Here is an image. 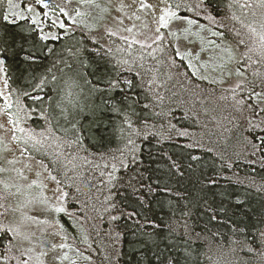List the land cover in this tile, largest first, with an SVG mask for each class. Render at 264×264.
Wrapping results in <instances>:
<instances>
[{
	"label": "trees",
	"instance_id": "16d2710c",
	"mask_svg": "<svg viewBox=\"0 0 264 264\" xmlns=\"http://www.w3.org/2000/svg\"><path fill=\"white\" fill-rule=\"evenodd\" d=\"M21 1L35 5V0ZM235 2L245 8L240 0ZM235 2L210 0L208 12L216 17L213 21L203 10L195 9L199 0H184L194 9L186 14L211 33L223 31L224 39L234 43L239 60L245 48L230 35L233 28L229 25ZM4 16H8L7 0H0V34L7 33L10 42L24 29L33 28V35L39 31L31 19H15L12 23V17L4 20ZM97 27V22L82 27L66 20L67 32L59 33L62 39L47 42L50 51L40 48L42 42L36 48L31 47V41L24 45L25 50L36 54L37 63L28 65L22 61L20 56L25 53L17 46L9 50L5 65L8 90L13 93L22 83V74L36 78L47 75L51 80L53 74L60 77L59 69L69 71L65 61L82 69L86 79L98 88H105L106 81L97 82L92 73L107 68L108 78L120 81L123 88L101 95L89 92V86L84 85L80 96L83 111L76 124L78 130L82 126L78 145L69 147L66 143L75 137L71 125L63 120L59 125L54 122L47 126L48 131L32 121L21 123L26 129L44 133L43 138L38 137L43 143L35 148L19 138L23 151L27 148L24 153L41 162L67 193L69 212L59 220L67 242L77 252L72 264H264V144L260 143L264 123L248 107L254 103L248 100L250 89L238 90L236 100L244 103L231 99L230 91L224 92L229 99H221L222 90L234 86L237 77L223 85L209 83L198 79L202 75L193 70L186 57L182 61L177 57L173 63L167 40L160 46L162 51L156 45L141 49L139 45L128 47L119 36H109L107 32L104 37L114 44L109 47L102 44ZM153 50L155 58L148 55ZM123 60L135 61L133 68L141 75L125 71L128 65H122ZM253 67L264 71L262 65ZM253 67L248 68L249 80ZM147 69L152 71L147 73ZM128 78L133 81L131 88L123 83ZM125 96L138 102L129 109ZM12 99L15 101V94ZM115 104L127 111L131 129L122 115L112 111ZM11 111L15 113V106ZM260 116L264 117V113ZM137 130L139 135L135 134ZM190 155L200 159L189 161ZM113 157L123 158L129 173L138 168L145 175L158 177L162 185L167 184L169 193L158 194L149 207L121 203L123 198L115 194V189L110 193V174L117 178L122 175L113 173L112 164L120 167L119 159ZM169 158L192 163L194 171L184 178L171 175ZM4 196L7 199H0V203L10 209L14 195L0 186V197ZM113 203L116 208L111 207ZM125 207L136 208L139 224L119 216ZM113 215L118 219L113 221ZM149 222L159 227L152 228ZM144 233H149L151 239ZM10 238L11 234L7 239ZM7 244L5 239L3 245ZM1 247L0 255L9 260L13 246L11 251Z\"/></svg>",
	"mask_w": 264,
	"mask_h": 264
},
{
	"label": "snow or ice",
	"instance_id": "6c2138e0",
	"mask_svg": "<svg viewBox=\"0 0 264 264\" xmlns=\"http://www.w3.org/2000/svg\"><path fill=\"white\" fill-rule=\"evenodd\" d=\"M67 3H71V0H66ZM235 2V0H234ZM78 3L81 6H90L99 8L100 4L97 3V0H78ZM8 4V16H4V20H9V16L13 19L10 21L12 23L15 22V18L17 16L20 17L21 20H26L28 17H25L22 13H18L14 11L15 8L20 7V5L14 4L13 0H7ZM210 4V0H199V3L195 5V9L203 10L209 18L215 21L216 17L211 16L208 12V6ZM35 5H39L41 9H46L49 7V4L45 2V0H35ZM135 6L136 11L132 14H129L126 11V8H130ZM230 7L233 5H229ZM243 7H247L249 9L253 8L254 5L244 0L242 5ZM260 9H264V0H257L255 5ZM27 12L32 13L31 24L33 26L37 25L39 21V14L35 10V6L31 3L24 5ZM148 10L151 12L153 17L155 18L154 23L156 27L153 29L150 27L147 20L144 21L142 24V29L152 32L151 36H148L144 42H141L135 38L131 41L128 40V37H121L128 47L132 45H139L141 49H153V45L157 46V49L163 50L160 46L163 44L165 40L169 42L168 46L172 48V60L175 63L177 57L180 58L182 61L184 59L183 56L180 55V49L178 47L179 41L181 39L180 32L172 31L171 25L174 22H183L187 25H195L198 23L197 20L189 17L186 13L189 11H193V7L189 6L188 4L184 3V0H159V3H147L146 0H132V4H125L123 0L117 11L120 12L125 18L129 20H141V16L137 15L136 12H145ZM103 11H107V9H103ZM60 12L63 17H69V13L64 10V8H60ZM157 12L159 15L157 16ZM47 15V13H44ZM78 16H83L84 14L80 13L77 10ZM264 16V13H262ZM116 19V18H114ZM73 23H76L73 20ZM82 27H89L86 22L81 20ZM118 24H123L122 19H117ZM245 28L249 30L248 32V39H239L237 44L242 45L245 48V51L241 53L242 59L237 60L234 54V51L230 47H225L221 49V52L227 53V59L224 58L223 55L219 57L220 62L215 63L213 67V71H219L220 76L217 80L216 78L209 79L208 76H199L198 79L207 80L209 83L212 84H220L223 85L230 81L233 76L237 77V81L235 82L234 86H231L227 90H222L221 99H229L227 95L224 94L225 91H230L232 93L231 99L236 100V95L238 94V90L245 89L247 91V96L249 101H254V103L248 104V107L252 109L253 115L256 117H260L261 122L264 123V117H261L260 114L264 113V71H260L259 69H254L251 72L252 79H248V68L252 64L262 65L264 66V19L260 21V31H257L255 27H251L250 25H243ZM58 27L59 29L67 32L66 28V21L60 18L56 20H52L50 24L49 31L47 33L44 32L43 28H40L39 31L35 32L33 35V28L24 29L21 31L19 36L11 37V42L9 35L7 33L0 34V73H4L7 76L5 65L8 58V52L10 49H15L19 46L20 50L25 54L20 56V59L26 62L28 65H32L37 63L38 57L34 52L31 50H25L24 45L31 41L32 48H36L38 42L40 43V48L50 51L47 49V42L49 41H59L62 39V36L59 33H53L51 28ZM135 27V25H133ZM221 27H223L221 25ZM161 29L169 30L166 33L161 32ZM125 31L132 33L133 28H125ZM183 32L187 34L190 32V28H184ZM43 33V34H42ZM140 34H143L140 33ZM109 36L115 35V32L108 31ZM213 36H217L220 39L225 38V33L223 31H213ZM235 35L237 37L241 36L240 31H236ZM187 39V35L184 37ZM147 40H151V43H148ZM251 41V44L249 43ZM93 43H97L93 41ZM210 43H215L214 41ZM219 47V45H217ZM127 50V49H125ZM154 51H149L148 55L154 57ZM255 56V59L253 57ZM143 59V56L140 57ZM233 61H235V68H232ZM83 64V61L80 62ZM135 61L130 63L128 60H123L121 62L122 65H128L125 71L130 72L133 76H140L141 73L136 71L133 68V64ZM65 66L69 69L68 72H65L64 69H59L61 72L60 77H56L55 74L52 75L51 80L47 77V75H42L39 78L35 76L29 77L27 74H22L20 83L17 88L15 89V93L11 90L8 94H5L3 90H0V99H3V111L8 117L7 122H0V134L6 135L9 132L13 133L12 139L16 140L22 138L24 143L27 145L29 142L32 143V147L35 148L36 145H41L43 140L38 137H44V133L40 132L37 133L34 128H28L21 126V123H27L28 121H32L33 124H39V126L43 127L45 131H48L47 126L52 125L54 122L59 125L60 121L63 120L64 122L68 123L72 127V134L75 137L74 140L66 141L69 147L73 145L80 144V131L76 128V124L79 118V114L83 109L80 106V96L83 92L84 85L87 84L89 86V92L95 93L100 92L101 95H107L111 90L119 88L120 91H123V88L120 87V81H113V79L108 78V69H98L93 71V75L96 76L97 82L106 81L105 88H98L96 84L92 81L87 80L83 74L82 69L73 67L72 64H68L65 61ZM141 68L144 67L143 64L140 65ZM205 69L208 68V65L203 66ZM152 69H147L146 72L150 73ZM195 75V73H193ZM26 81V83H23ZM52 81H56L53 84V87L48 88L47 85L52 83ZM124 85L126 87L131 88L133 81L131 78L124 80ZM5 88H9L8 79L5 78L4 80ZM29 87L31 90H29ZM79 90V91H77ZM55 92V95H53ZM15 94V101L13 102L12 96ZM125 100L129 101L127 104V108L131 109L132 105L137 103L138 101L132 100L130 97L125 96ZM30 101V102H29ZM236 103H244L242 100H236ZM15 105V113L11 110ZM147 107V105H144ZM112 111L116 114L122 115L124 117V122L128 124V128H132V124L130 122V118L128 116L127 111L123 110L119 104H115L112 107ZM14 117V118H13ZM42 122V123H41ZM10 123L11 127L8 126ZM251 123V121H250ZM67 131V129L65 130ZM22 133L23 137H17L15 133ZM136 135H139V131H135ZM180 135H186L185 133H180ZM46 139V138H45ZM130 144L134 145V141L129 138L128 141ZM0 143H3V139L0 138ZM260 143L264 144V138H260ZM257 147V145H253ZM27 151V148L24 149ZM132 151H135L133 148ZM113 159H119L120 167L118 168L116 164H112V171L115 172H122L120 177H114L110 174V193L112 189H115V194L117 196L122 197L121 203L130 202L135 205H139L141 207H149L152 202L153 198L157 197L158 194H166L169 193V189L167 184L161 183V180L156 177H152L150 175H145L144 172H141L138 168H133L132 172L129 173L128 168L129 165L125 162L123 158L113 157ZM171 160V158H169ZM189 161H197L200 159L197 155H190L188 157ZM136 157L132 156V162L135 163ZM12 163V161H9ZM105 167H108L106 164ZM8 169L5 167H0V173L7 172ZM194 171V165L192 163H182L179 160H171V163L168 168V172L176 177L184 178L186 173ZM52 180H56L55 176L51 177ZM115 180V183L112 181ZM59 185V181H57ZM5 189H8V185H4ZM59 193L57 197V201L61 202L67 199V193L62 192L59 187L55 190ZM41 197H43V193H41ZM0 199H7V196L0 197ZM40 199V198H36ZM114 199V198H113ZM41 203L47 204V197H43L40 200ZM112 208H116L117 205L113 203L111 205ZM0 209H3L0 212V216H7L9 211H16V209H9L4 204L0 203ZM49 211L55 213H66V208L61 204L60 206H49ZM119 216L124 217L127 221L132 222L133 224H139L140 213L137 212L135 207L131 208H122L119 212ZM35 221V218H32ZM118 219L117 215L112 216V220L115 221ZM39 223H46V221H39ZM152 228L159 227L158 225L149 222ZM141 228L144 225H139ZM11 234V238L8 239V244L3 245V240L0 239V246H4L7 248L8 251H11L12 241L20 238L23 240H28L31 242V238L28 236L19 237L18 229L16 228H0V237L8 238ZM144 236L151 239L149 233H144ZM147 243V241H145ZM56 245L53 244L51 246V250L56 249ZM60 248L68 247L67 244H60ZM28 251H31L29 249ZM24 254L22 253V256ZM41 255H47V253H41ZM66 258V257H65ZM87 258V257H86ZM39 260V257H37ZM19 264H27V260H22ZM40 264H43L41 261Z\"/></svg>",
	"mask_w": 264,
	"mask_h": 264
},
{
	"label": "rangeland",
	"instance_id": "374dc122",
	"mask_svg": "<svg viewBox=\"0 0 264 264\" xmlns=\"http://www.w3.org/2000/svg\"><path fill=\"white\" fill-rule=\"evenodd\" d=\"M240 1L242 4L244 3V0ZM45 2L49 4V7L46 9H41L39 5H34L36 12L39 14L40 22L37 26L39 29L43 28L45 33L49 31L51 21L57 18L72 23L75 20L76 23L74 24L80 25L81 20L86 22L87 25L97 22L98 27L96 31L103 37V39L101 38L102 44L112 47L114 44L109 43L104 37V33L108 31L115 32V35L120 38L126 36L129 41L135 38L144 42L148 36L152 35V32L142 29L144 21L147 20L151 28L154 29L156 27L154 23L155 18L148 10L136 12L137 15L141 16V20H129L125 18L117 11L122 0H97V3L100 4L99 8L81 6L78 0H71V3H67L66 0H45ZM146 2L158 4L159 0H146ZM247 2L253 4L254 7L242 9L235 2L233 13H231L229 25L233 28V32L231 31L230 35L237 39H248L249 30L243 25H250L251 27H255L257 31H260V21L264 19V16H262L264 9L255 6L257 0H247ZM13 3L20 5L14 11L22 13L28 19H32L33 14L26 11L21 0H13ZM123 3L126 5L132 4V0H123ZM60 8H64L69 13V17H63ZM105 8L107 11H103ZM77 10L84 15L78 16ZM126 11L132 14L136 11L135 6L126 8ZM7 13L9 15L8 4ZM44 13H47V15H44ZM158 15L159 13L157 12ZM15 19L21 20L19 16ZM117 19H122L123 24H118ZM125 28H133V32L129 33L125 31ZM184 28H190V32L185 34L183 32ZM170 30L180 32L181 39L178 44L180 55L186 57L196 73L208 76L211 79H219V71L212 70L214 64L220 62L219 57L223 55L227 59V53H222L221 49L230 47L233 51L235 50L234 54H236V47L231 40L220 38L218 40L216 36L213 39L211 31L207 30L199 22L191 26L183 22H174ZM51 31L53 33H60L61 29L54 27L51 28ZM167 31L169 30L161 29V32L166 33ZM236 31L241 32L240 37L235 35ZM142 32L143 34H140ZM185 35H187V39L184 38ZM212 41L215 43H210ZM147 42L151 43V40H147ZM249 43L251 44V41ZM236 59L238 60L237 57ZM204 65H208V68L205 69ZM255 65L252 64L250 67ZM230 66L235 68V61ZM253 68L256 69L255 67ZM5 78V74L0 73V90L8 94L9 90L4 85ZM228 82H231V80ZM3 105L4 101L0 99V122H7L8 117L3 111ZM8 126L11 127L10 123H8ZM15 135L18 137L23 134L17 132ZM12 136V132L6 135L0 134V138L3 139V143H0V167L8 169L7 172L0 173V186L5 188L4 185H8V190L14 195V201L10 209L14 208L16 211H11L10 215L4 219L0 218V226L18 229L19 237L28 236L31 238V242L20 238L13 240V252L10 259L7 260L0 255V264H19L20 261L25 259L27 260V264H40L41 261L43 264H72L77 252L67 242L59 220L62 214L69 212V208L66 200L57 201L59 193L55 190L59 187L62 192L65 191L56 181L51 179V176L41 162L24 153L18 143V139L13 140ZM9 161H12V163H9ZM41 193H43V197H47V204L40 202L43 199ZM61 204L66 208V213H55L48 210L49 206H60ZM32 218H35V221ZM39 221H46V223H39ZM5 239L8 241L7 238ZM5 239H3V242H5ZM53 244L57 246L54 251L51 250ZM60 244H67L68 247L60 248ZM1 248L3 249L4 247L2 246ZM29 249L31 251H28ZM5 251H7L6 248ZM42 252L47 253V255H41ZM22 253L24 254L23 256ZM37 257H39V260Z\"/></svg>",
	"mask_w": 264,
	"mask_h": 264
}]
</instances>
